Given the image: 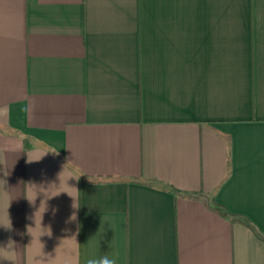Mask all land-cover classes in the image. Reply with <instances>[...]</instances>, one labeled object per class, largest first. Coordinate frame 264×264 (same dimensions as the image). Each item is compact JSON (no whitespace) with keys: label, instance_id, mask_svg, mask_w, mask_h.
Wrapping results in <instances>:
<instances>
[{"label":"crops","instance_id":"crops-1","mask_svg":"<svg viewBox=\"0 0 264 264\" xmlns=\"http://www.w3.org/2000/svg\"><path fill=\"white\" fill-rule=\"evenodd\" d=\"M10 222L0 264H264V0H0Z\"/></svg>","mask_w":264,"mask_h":264},{"label":"clouds","instance_id":"clouds-1","mask_svg":"<svg viewBox=\"0 0 264 264\" xmlns=\"http://www.w3.org/2000/svg\"><path fill=\"white\" fill-rule=\"evenodd\" d=\"M71 196V195H70ZM0 227H4L6 229L11 228V222L9 225L5 226L4 224L0 223ZM11 246V247H10ZM14 247V242L9 240L8 244L2 248L5 250H11ZM7 260L11 261L7 256H4L3 258H0V261ZM87 264H116L114 259H109L107 256L101 257L99 259H89Z\"/></svg>","mask_w":264,"mask_h":264},{"label":"trees","instance_id":"trees-1","mask_svg":"<svg viewBox=\"0 0 264 264\" xmlns=\"http://www.w3.org/2000/svg\"><path fill=\"white\" fill-rule=\"evenodd\" d=\"M214 210L218 211L219 213L221 214H227L229 212H226L225 210H223L220 206L218 205H214V206H211ZM230 214V213H229ZM230 215H234V214H230ZM232 219H237L239 221H242V222H245V219L239 217V216H233Z\"/></svg>","mask_w":264,"mask_h":264}]
</instances>
